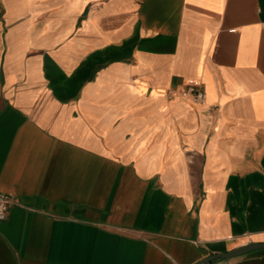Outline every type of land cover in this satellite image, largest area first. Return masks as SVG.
Wrapping results in <instances>:
<instances>
[{
	"label": "crops",
	"instance_id": "crops-1",
	"mask_svg": "<svg viewBox=\"0 0 264 264\" xmlns=\"http://www.w3.org/2000/svg\"><path fill=\"white\" fill-rule=\"evenodd\" d=\"M263 26L264 0H0V264L264 243Z\"/></svg>",
	"mask_w": 264,
	"mask_h": 264
},
{
	"label": "built area",
	"instance_id": "built-area-1",
	"mask_svg": "<svg viewBox=\"0 0 264 264\" xmlns=\"http://www.w3.org/2000/svg\"><path fill=\"white\" fill-rule=\"evenodd\" d=\"M168 94L170 97L179 96L182 98H189L194 102H199L204 98V91L198 85H188L179 90L177 93H173L170 90ZM11 201L12 200L10 195L0 193V220L5 219Z\"/></svg>",
	"mask_w": 264,
	"mask_h": 264
},
{
	"label": "water",
	"instance_id": "water-1",
	"mask_svg": "<svg viewBox=\"0 0 264 264\" xmlns=\"http://www.w3.org/2000/svg\"><path fill=\"white\" fill-rule=\"evenodd\" d=\"M260 249H264V243L248 244V245L242 246L240 248L234 249L232 251L226 252L224 254L212 255L210 257H207V258L197 262L196 264H209L210 262L215 261V260H225V259L244 255L248 252L260 250Z\"/></svg>",
	"mask_w": 264,
	"mask_h": 264
}]
</instances>
